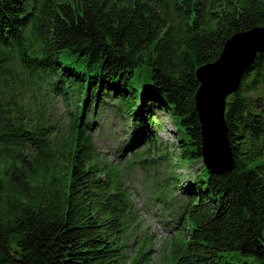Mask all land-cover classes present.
I'll return each instance as SVG.
<instances>
[{
  "label": "trees",
  "instance_id": "obj_1",
  "mask_svg": "<svg viewBox=\"0 0 264 264\" xmlns=\"http://www.w3.org/2000/svg\"><path fill=\"white\" fill-rule=\"evenodd\" d=\"M258 27L264 0H0V264H145L148 252L128 250L121 172L95 146L98 112L114 101L128 115L134 158L169 114L173 167L203 162L197 70ZM51 94L66 127L46 115ZM225 123L231 171L167 179L186 190L176 213L162 193L174 222L164 264H264V53L227 97Z\"/></svg>",
  "mask_w": 264,
  "mask_h": 264
},
{
  "label": "rangeland",
  "instance_id": "obj_2",
  "mask_svg": "<svg viewBox=\"0 0 264 264\" xmlns=\"http://www.w3.org/2000/svg\"><path fill=\"white\" fill-rule=\"evenodd\" d=\"M48 90L50 87H47ZM48 93H50L48 91ZM107 109L103 110L93 127L94 142L100 161L112 165L119 170V189L127 198L128 204V231L130 254H136L139 250L148 252L144 258L145 264H164L161 257L163 250L172 234L174 222L163 210L161 198L164 192L172 193L168 197V203L173 205L174 212L181 210V202L186 188L173 190L168 188V177L171 172H176L182 181L195 179L196 174L201 171L203 162L191 166L174 168L177 161L179 133L174 127L169 114H158L160 128L154 127L158 144L155 147L144 146L137 150L141 157L134 158V152L127 148L129 134L126 133V126L131 125V120L124 112L116 108V104L110 101ZM68 110L62 98L51 94L46 108V115L50 122L58 127H66L68 123ZM102 125V128H98ZM161 148L168 149L171 157H161ZM132 158L133 162H129ZM148 160L142 163L141 161ZM171 182V181H170ZM175 192V193H174ZM165 206V205H164Z\"/></svg>",
  "mask_w": 264,
  "mask_h": 264
},
{
  "label": "water",
  "instance_id": "obj_3",
  "mask_svg": "<svg viewBox=\"0 0 264 264\" xmlns=\"http://www.w3.org/2000/svg\"><path fill=\"white\" fill-rule=\"evenodd\" d=\"M264 53V27L238 34L226 42L220 57L197 70L196 105L202 122L203 164L213 174L232 170L234 162L225 123L227 97L235 93L256 55Z\"/></svg>",
  "mask_w": 264,
  "mask_h": 264
}]
</instances>
